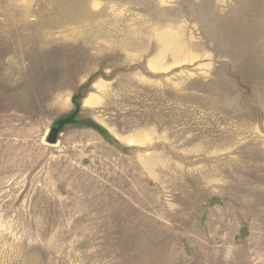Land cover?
I'll return each instance as SVG.
<instances>
[{
  "label": "rangeland",
  "instance_id": "obj_1",
  "mask_svg": "<svg viewBox=\"0 0 264 264\" xmlns=\"http://www.w3.org/2000/svg\"><path fill=\"white\" fill-rule=\"evenodd\" d=\"M0 264H264V0H0Z\"/></svg>",
  "mask_w": 264,
  "mask_h": 264
},
{
  "label": "water",
  "instance_id": "obj_2",
  "mask_svg": "<svg viewBox=\"0 0 264 264\" xmlns=\"http://www.w3.org/2000/svg\"><path fill=\"white\" fill-rule=\"evenodd\" d=\"M59 131H60V129L58 126L52 128V130L48 136L49 143L54 144L57 142Z\"/></svg>",
  "mask_w": 264,
  "mask_h": 264
},
{
  "label": "trees",
  "instance_id": "obj_3",
  "mask_svg": "<svg viewBox=\"0 0 264 264\" xmlns=\"http://www.w3.org/2000/svg\"><path fill=\"white\" fill-rule=\"evenodd\" d=\"M75 103H76L77 106H79L77 101H76ZM75 112H76V110H74V111L72 112V114H74ZM71 117H72V115H71ZM71 117H70V118H71ZM68 120H71V119H67V121H68Z\"/></svg>",
  "mask_w": 264,
  "mask_h": 264
}]
</instances>
